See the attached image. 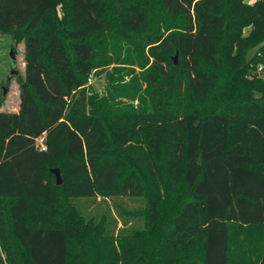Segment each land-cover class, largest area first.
Wrapping results in <instances>:
<instances>
[{
  "label": "trees",
  "instance_id": "trees-1",
  "mask_svg": "<svg viewBox=\"0 0 264 264\" xmlns=\"http://www.w3.org/2000/svg\"><path fill=\"white\" fill-rule=\"evenodd\" d=\"M147 1L0 0L25 40L19 110L0 111V264H264V78L246 63L264 0ZM98 49L141 76L94 97ZM123 197L145 202L146 240L104 262L82 202Z\"/></svg>",
  "mask_w": 264,
  "mask_h": 264
},
{
  "label": "rangeland",
  "instance_id": "rangeland-1",
  "mask_svg": "<svg viewBox=\"0 0 264 264\" xmlns=\"http://www.w3.org/2000/svg\"><path fill=\"white\" fill-rule=\"evenodd\" d=\"M258 0H245L246 3L253 4ZM147 4L153 8L157 4V0H148ZM228 16L231 21V27L233 29L232 36L241 33V35L247 36L250 32V27L239 22V13L236 10L229 9ZM238 19V22L236 20ZM176 21L170 20L167 27V23L159 24V31H166L169 28H173ZM239 25L241 29L235 26ZM42 34V33H41ZM115 41L109 39L104 43H108V46L112 48V44ZM102 43V44H104ZM264 42L257 40L254 45H251L246 56V63L249 67L247 73L251 78H264V72H259L257 69V63L254 59L263 58L264 52L261 51ZM113 51V50H112ZM11 52L15 55V58H11ZM141 53V52H140ZM120 55V61H116L117 56ZM127 56L128 59H127ZM133 57L129 55L123 49L107 54V57L103 56L102 49H98L95 52L94 61L95 69L90 74V81L87 82V87L94 97L98 99L110 97V93L116 85L125 84L135 77L141 76V68L138 64L132 62ZM100 63L102 65H100ZM25 79V40L20 34L12 32L0 31V111L2 112H17L20 106V89L21 83ZM114 94V93H113ZM140 95V94H139ZM138 95L137 100H129L118 97V102H126L132 104L135 107H140L145 104L140 100ZM38 144L42 146V139L38 141ZM83 213L89 218H95L96 221L105 224L102 231L105 236L103 243L99 248V257L104 262L107 260H114L115 253L121 254L123 250L129 251L131 254L136 252V244L128 242L125 233L134 236L137 231H144L146 228V221L137 217L141 215L142 209L145 207V202L137 198H112L106 201L101 199H91L89 201L82 202ZM110 224V225H109ZM96 227H99L96 226ZM108 228L114 229L115 233L108 232ZM123 231V232H121ZM139 236V240L144 239L141 234L136 233ZM129 236V237H130ZM157 236L159 240L164 241V231L157 229ZM174 243H167V246H173ZM97 250L95 253L98 252Z\"/></svg>",
  "mask_w": 264,
  "mask_h": 264
},
{
  "label": "water",
  "instance_id": "water-1",
  "mask_svg": "<svg viewBox=\"0 0 264 264\" xmlns=\"http://www.w3.org/2000/svg\"><path fill=\"white\" fill-rule=\"evenodd\" d=\"M11 58L12 59H14L15 58V55L11 52ZM177 59V57H175V60ZM53 171V173L55 174V176H56V179H57V184L58 185H61V183H62V178H61V175H60V171H59V169H54V170H52Z\"/></svg>",
  "mask_w": 264,
  "mask_h": 264
},
{
  "label": "built area",
  "instance_id": "built-area-1",
  "mask_svg": "<svg viewBox=\"0 0 264 264\" xmlns=\"http://www.w3.org/2000/svg\"><path fill=\"white\" fill-rule=\"evenodd\" d=\"M257 69L259 72H264V63H259L257 65ZM89 81H90V79H89Z\"/></svg>",
  "mask_w": 264,
  "mask_h": 264
}]
</instances>
